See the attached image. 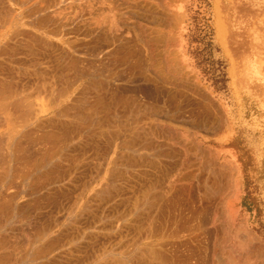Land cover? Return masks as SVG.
Wrapping results in <instances>:
<instances>
[{
    "label": "rangeland",
    "instance_id": "374dc122",
    "mask_svg": "<svg viewBox=\"0 0 264 264\" xmlns=\"http://www.w3.org/2000/svg\"><path fill=\"white\" fill-rule=\"evenodd\" d=\"M0 264H264V0H0Z\"/></svg>",
    "mask_w": 264,
    "mask_h": 264
},
{
    "label": "bare ground",
    "instance_id": "6f19581e",
    "mask_svg": "<svg viewBox=\"0 0 264 264\" xmlns=\"http://www.w3.org/2000/svg\"><path fill=\"white\" fill-rule=\"evenodd\" d=\"M242 67V66H241ZM243 69V68H242ZM236 70V69H235ZM244 70V69H243Z\"/></svg>",
    "mask_w": 264,
    "mask_h": 264
}]
</instances>
